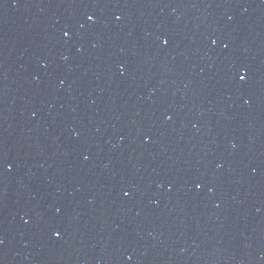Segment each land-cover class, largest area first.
Instances as JSON below:
<instances>
[{"label": "water", "instance_id": "water-1", "mask_svg": "<svg viewBox=\"0 0 264 264\" xmlns=\"http://www.w3.org/2000/svg\"><path fill=\"white\" fill-rule=\"evenodd\" d=\"M0 264H264V0H0Z\"/></svg>", "mask_w": 264, "mask_h": 264}, {"label": "snow or ice", "instance_id": "snow-or-ice-1", "mask_svg": "<svg viewBox=\"0 0 264 264\" xmlns=\"http://www.w3.org/2000/svg\"><path fill=\"white\" fill-rule=\"evenodd\" d=\"M67 35H68V33L66 32V33H65V36H67ZM240 79L243 81V80L245 79V77H244L243 75H241V76H240Z\"/></svg>", "mask_w": 264, "mask_h": 264}]
</instances>
